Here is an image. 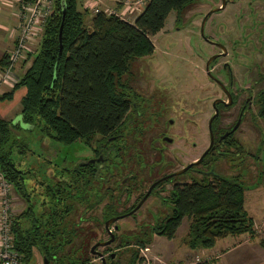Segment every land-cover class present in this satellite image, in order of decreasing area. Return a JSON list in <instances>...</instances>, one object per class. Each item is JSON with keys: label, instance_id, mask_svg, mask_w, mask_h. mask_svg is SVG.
<instances>
[{"label": "trees", "instance_id": "trees-1", "mask_svg": "<svg viewBox=\"0 0 264 264\" xmlns=\"http://www.w3.org/2000/svg\"><path fill=\"white\" fill-rule=\"evenodd\" d=\"M195 1L147 0L131 23L112 9L96 7L95 13L94 6L81 8L80 0H52L42 31L37 34L30 66L14 86L26 89L21 101L22 128L21 124L0 119V174L25 204L11 225L13 245L23 264L31 259L34 249L49 264H92L91 259L78 255L81 247L73 248L81 222L78 219L74 225L69 217L78 211L85 214L78 206L87 208L105 200V210L112 211L110 193L102 190L99 199L93 197L98 193L94 188L101 191L93 183L91 167L87 165L67 171L71 174V197L68 179L54 177L48 190L49 201L44 200L47 205L42 206L40 214L34 212L24 184L26 172L13 161L16 151L26 152L23 127L42 124L41 132L63 145L83 142L89 146L96 137H100L99 145L106 143V138L128 119L135 98L130 88L131 65L154 53L151 38L164 28L169 14L174 12L175 23L180 24L181 14ZM7 59L5 56L2 62ZM11 95L12 92L0 100ZM257 117L264 124V89L258 96ZM227 146L237 154L242 152L230 137ZM244 192L237 180L221 175L177 186L166 197L165 202L172 207L170 213L151 225L148 232L117 248L146 247L154 236L172 240L185 218L188 226L183 244L191 250L211 249L218 240L228 237L254 236V223L244 206ZM138 263V250H133L125 264Z\"/></svg>", "mask_w": 264, "mask_h": 264}, {"label": "rangeland", "instance_id": "rangeland-1", "mask_svg": "<svg viewBox=\"0 0 264 264\" xmlns=\"http://www.w3.org/2000/svg\"><path fill=\"white\" fill-rule=\"evenodd\" d=\"M93 1L80 0L79 5L81 8L84 6V8L91 9ZM137 1L129 0L125 3L129 6ZM142 1L146 5L147 0ZM225 1V7L212 14L205 24L206 36L221 42L230 53L227 58L220 59L214 68L221 67L222 62L233 63L232 71L238 86L242 78L241 66L244 61L250 63L253 58L261 64L264 78V0ZM221 3L222 0H196L194 5L181 14L180 24L175 23L176 14L170 13L164 28L151 38L155 48L154 53L131 65V76L138 78L145 74L151 76L156 82L155 93L160 95L154 100L155 113L164 111L174 113L175 115H172L176 117L179 126L187 122V130L183 131L181 128L174 130L172 133L175 137L173 144L165 147L163 151L167 160H182L176 168L199 158L209 144L206 124L211 115L210 102L218 96L219 91L216 86H211L208 82L204 67L207 57L215 53L217 49L205 44L198 36V31L203 16L220 7ZM119 5L116 3L111 9L117 11ZM91 14L86 15L87 21L91 18ZM135 14L136 12L124 18L132 23ZM178 27L180 29L176 31L175 28ZM38 28L39 25L36 27L34 25L33 32H37ZM33 41L37 43V34ZM235 44H241V49ZM234 46L235 55L231 54ZM259 48L261 52H259ZM31 54L30 48L25 55L30 58ZM7 66L8 61L5 68ZM12 70L13 68H11ZM217 76L221 78L220 71H217ZM12 77L13 75L8 80L12 79L13 81ZM135 84L138 86L139 92L150 91V86L139 78ZM230 116L232 115L223 114L221 127L228 126V122L234 119ZM192 121L199 124L198 130H194L190 123ZM153 122H155V117L151 119L150 124ZM41 125L39 126L38 123L34 128L23 127L26 132L23 139L26 152L22 154L16 151L13 155L16 167L26 172L24 184L30 195L29 199L33 202V210L38 214H40L42 206L47 205L45 202L49 201L48 190L51 189L49 186L50 182L54 181V177L57 179L62 177L63 180L69 179L67 174L70 173L67 171L71 170L79 161L90 156L89 147L83 142L63 145L45 136L41 132ZM233 138L242 148V152L237 154L234 148H229L226 151L230 156L228 160L217 156L216 166L220 164L221 169L216 170L219 175L230 180L235 179L245 188L244 206L249 217L253 220L254 236L228 237L218 240L211 249L191 250L183 244L188 226V220L185 218L172 240L163 236H154L146 247L131 246L117 249L122 241H131L140 233L148 232L151 225L165 218L172 208L169 203H165L158 210L139 212L136 219L128 218L118 222L117 225L120 226L118 231H114V226L111 225L110 230L116 239L106 247L108 252L116 254L115 258L118 257L122 264H125L133 250H138V264H197L205 261L214 262V264H264V124L257 117V110L253 111L250 119L244 121ZM189 141H192L194 146L191 147ZM179 178L182 182L190 181L189 174ZM1 181L2 178H0ZM94 191L98 193L93 197L99 199L100 192L97 188H94ZM167 196L168 193H165V197ZM157 199V197H152L149 202L152 204L159 202ZM106 201L103 202L106 203ZM7 205L9 211L7 218L10 221L11 232L13 219L22 212L25 206L12 187L8 193ZM81 212L78 211L72 218L69 217L74 225L78 224L76 223L79 222L78 219H86L85 222L80 221L79 238L75 241L73 248L80 249L81 247L78 255L91 259L92 264H100L98 257L102 255L104 249L95 248V251L98 252L96 256L92 253V247L107 241L109 234L105 230L104 224L99 221L98 213L94 215L95 218H92L89 213L82 214ZM92 219L96 221H92ZM2 242H4V238L0 232L1 245ZM131 244L133 245V243ZM20 261L23 264L21 257ZM25 264H43V258L37 249H34L33 256Z\"/></svg>", "mask_w": 264, "mask_h": 264}, {"label": "flooded vegetation", "instance_id": "flooded-vegetation-1", "mask_svg": "<svg viewBox=\"0 0 264 264\" xmlns=\"http://www.w3.org/2000/svg\"><path fill=\"white\" fill-rule=\"evenodd\" d=\"M179 29V27L175 28L176 31ZM198 36L203 42H205V44L217 49L215 53L207 57L204 67L205 77L208 82L211 86H216L219 91L218 96L210 102L211 115L206 124L209 137L208 147L203 151L199 158L192 160L183 166L181 165L179 168H176V166L181 163V159L167 160L164 157L163 151L165 150V147L173 144L175 137L172 133L174 130H179L180 128L183 131H186L187 122L183 123L182 126H179L176 117L172 115L174 113L171 114L167 111L158 114L155 113L154 100L155 97H159L160 95L155 93V88H157L156 82L149 75L143 74L139 76L138 78L142 82L150 86L149 92H139V90H137L138 86L135 84L138 81V78L132 76L130 88L133 90L135 98L127 114L126 118L128 119L126 122L124 120L122 126L118 127L112 133V136L106 138V143L99 145L98 140L100 137H96L88 146L90 156L73 166V169L75 170L76 167L90 166V175H93V183L96 184V187H100V194H102V190L111 194V213H107L105 210L106 203L103 202L93 204L91 207L87 208L85 205H83L84 208L78 206L80 210H85V213H89L92 218H95L94 215L98 213L99 221L104 224V227L107 221L113 219L115 221L110 224V226H114V231L116 230L115 227L118 226V231L120 229V226L117 225L118 222L128 218L136 219V216H138V213L141 211L151 212L158 210L166 203L165 193H168L169 195L175 187L191 183L193 180H211L213 177L220 176L217 170L221 169V166L220 164L216 166V163H218L217 156H220L221 159H229V153L226 152L229 149L227 146L229 137L230 139H234V134L239 127L245 120L250 119L254 110H258V96L264 89V78L262 75L261 64L256 59L253 60V58L250 63H245L244 61L241 66V83L237 86L232 71V68L234 67L233 63L222 62L221 67H218L217 69L214 68L220 59H225L230 55L224 45L219 41L207 37L205 28L204 35L202 36L201 28L199 27ZM216 44H221V46L226 49V56H219L211 62L209 65V71L212 75L211 77L206 70V62L212 56L222 54L221 49L216 46ZM235 46L241 49V44H235ZM235 46L231 53L233 55H235L234 53L236 52ZM242 46H245V44H242ZM259 52H261L260 48ZM236 56L239 55L236 54ZM217 71H220L221 78L217 76ZM216 110L217 115L211 122L209 128V122L212 116L215 115ZM223 114H230L232 115L230 117L234 118L231 122H228L229 125L226 127H221ZM154 117L155 122L150 124L151 119ZM238 122V127L233 130ZM190 123L195 131L198 130L199 124L197 122L192 121ZM149 124L151 125L150 128ZM226 134H228L227 137L223 138ZM189 143H191V147L194 146L192 141H189ZM207 150L208 152L204 155ZM106 152L109 154L107 157ZM203 155L204 157L202 158ZM200 159L201 162L195 164ZM190 164L192 165L184 173L175 175L184 170ZM144 171L145 173H143ZM186 174H189L190 181L182 182L180 178L178 179V177ZM67 175L69 176L67 182L70 187L68 188V197H71V174ZM146 194H148V196L144 199ZM152 197H157L159 202L153 204L152 202H149ZM79 220L83 222L86 221V219L83 218H80ZM92 221L96 220L92 219ZM110 226L109 231L115 240V236L110 230ZM110 238L111 236L109 234L107 241H109ZM134 239H136V237H134L133 240ZM107 241L100 243H106ZM121 243H119V245H121ZM123 244L124 243H122V245ZM107 246L108 245L104 247H96L104 249L101 253L102 255H99L98 257L100 259V264H122V261L119 260L118 257L115 258L116 254L108 252L106 248ZM123 248L126 247L123 246ZM92 253L95 255L98 254L95 249ZM42 258L44 257L42 256Z\"/></svg>", "mask_w": 264, "mask_h": 264}, {"label": "crops", "instance_id": "crops-1", "mask_svg": "<svg viewBox=\"0 0 264 264\" xmlns=\"http://www.w3.org/2000/svg\"><path fill=\"white\" fill-rule=\"evenodd\" d=\"M125 2H129V0H97L94 1L92 6L95 8L98 7L111 9L114 4L119 3V10L116 12L124 20L125 16L133 15L136 12L134 15L135 19L145 6L144 2L142 3V6L140 4L138 5L137 3L127 6ZM17 8L18 6L14 0H0V97L12 92L11 98L0 100V119L10 121L13 124H21V101L26 94V89L24 87L14 88V86L18 83L21 76L31 63L30 58L25 55L24 58L18 62L11 71V75H13V81L12 79L11 81L8 79H3L7 62H2V60L5 56H8L13 49L18 32ZM33 42L31 41L30 44L31 50H33L36 46V42ZM1 201L2 195L0 194V203Z\"/></svg>", "mask_w": 264, "mask_h": 264}, {"label": "built area", "instance_id": "built-area-1", "mask_svg": "<svg viewBox=\"0 0 264 264\" xmlns=\"http://www.w3.org/2000/svg\"><path fill=\"white\" fill-rule=\"evenodd\" d=\"M92 1V0H91ZM17 8V37L8 55V66L5 68L3 79L6 80L11 76V68H13L18 62H20L26 52L30 49L31 41L34 39L35 34L42 31L45 18L48 16L52 0H14ZM138 5H143L142 0L136 2ZM93 8V6L91 7ZM94 12L97 13L98 9L94 8ZM110 12V11H107ZM37 22V23H36ZM35 27L39 25L38 31L33 32ZM1 189L2 201L0 203V232L4 238V242L0 246V264H21L20 256L15 251L12 245V234L10 232V221H8V205L7 197L10 190V185L3 180L2 175ZM4 234V235H3ZM12 236V237H11Z\"/></svg>", "mask_w": 264, "mask_h": 264}, {"label": "water", "instance_id": "water-1", "mask_svg": "<svg viewBox=\"0 0 264 264\" xmlns=\"http://www.w3.org/2000/svg\"><path fill=\"white\" fill-rule=\"evenodd\" d=\"M225 5H226V1H225V0H222L221 7L217 8V9H214V10H211L210 12H208V13L204 16V18H203V20H202V22H201V25H200L202 36L204 35V28H205V24H206L208 18H209L212 14H214V13L220 11L221 9H223V8L225 7ZM216 46H218V47L221 49L222 54H221V55H215V56H212V57L209 58V59L207 60V62H206V70H207V72H208V75L211 76V77H212V75H211V73H210V71H209V65L211 64V62H212L213 60L217 59L219 56H221V57L226 56V49H225L223 46H221V44H216ZM229 100H230V98H229ZM216 115H217V110H216L215 115L212 116V118H211V120H210V122H209V128H210L211 122L213 121V119L215 118ZM238 125H239V122L236 124V126L233 128V130H235V129L238 127ZM227 135H228V134L224 135L223 138L227 137ZM210 148H211V147H210ZM207 152H208V150L204 153V155H205ZM204 155L202 156V158L204 157ZM202 158H201V159H202ZM201 159H200L199 161H197L195 164L200 163V162H201ZM191 165H192V164H190V165L187 166L184 170L178 172V173L175 174V175H180V174L184 173V172H185V171H186ZM148 194H149V193H148ZM148 194H146V196L144 197V199L148 196ZM114 221H115V220L111 219V220L107 221L106 224H105V229H106V231L108 232V234H110V236H111L110 240L107 241L106 243H100V244H96V245H94V246L92 247V251H93L96 247H104V246L109 245L110 243L113 242L114 237H113V235L111 234V232L109 231V226H110V224H112ZM115 229L117 230V229H118V226H116ZM43 264H49V263H48V260H47L46 258H43Z\"/></svg>", "mask_w": 264, "mask_h": 264}]
</instances>
